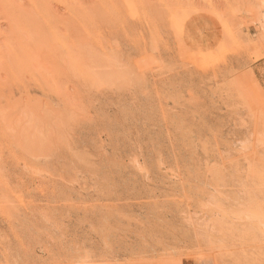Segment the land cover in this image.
<instances>
[{
  "label": "rangeland",
  "instance_id": "1",
  "mask_svg": "<svg viewBox=\"0 0 264 264\" xmlns=\"http://www.w3.org/2000/svg\"><path fill=\"white\" fill-rule=\"evenodd\" d=\"M239 7L206 14L204 43L206 26L219 41L226 33L218 13L243 21ZM165 13L156 39L140 15L127 20L130 42L102 26L127 75L84 88L77 109H49L32 89L46 99L34 128L56 134L27 149L29 169L20 156L0 160L7 197H20L0 214V264H264V59L250 47L261 32L181 49L183 15ZM189 51L208 58L195 64Z\"/></svg>",
  "mask_w": 264,
  "mask_h": 264
},
{
  "label": "bare ground",
  "instance_id": "2",
  "mask_svg": "<svg viewBox=\"0 0 264 264\" xmlns=\"http://www.w3.org/2000/svg\"><path fill=\"white\" fill-rule=\"evenodd\" d=\"M225 1L0 0V160L5 153L13 161L20 156L17 159L18 163L22 161V166L25 169H29L28 166L30 165H28L29 161H27L29 152L27 149H36L35 145L39 144L38 142L41 138H46V143H50V140L52 141L55 138L56 132L49 129L39 132L38 129L34 128L37 125L36 122L43 120L46 116V114H41L43 107L39 104L42 101H46V99L49 101V109L62 110L72 107L74 110L78 108L77 100L81 92L85 91L84 88L88 86L102 87L113 79H124L126 77V70H122L121 68L123 67L120 65L121 54H118V52L121 53V50L116 51L118 46L115 45L116 42H111L109 37L104 39L105 32H117L118 28H115V30L113 28L119 27L123 34L127 33L128 30L130 34L131 32L133 33L134 36L129 37L130 39L137 37L138 33L133 32L134 29L132 30L131 25L127 24V20L130 21L131 18H134V20L137 18L135 21L138 19L142 21L138 17L140 15L144 19L143 23L149 24L147 28L154 39L159 34L157 30L160 28L156 19L162 11L166 12V16H172V19L182 13L183 17L180 21H178L179 19L174 21L175 23L178 21V24H175V28L178 27V30L176 29V32H173L170 29L177 40L175 45L180 46L181 44L180 48H185L188 45L189 48H196L197 50L206 49L211 42L214 43L216 41L217 43L219 41L217 38L219 34L216 31H211L206 26V31L208 32L206 35H208V40L211 39V42L209 43L207 40L206 44L204 43L206 37L204 38L203 33H201L200 26L208 17L206 14L208 12L214 13L221 3ZM256 1L247 0L244 3L243 0H236L240 6L241 15L245 19L242 22L239 21V23L237 20L238 24H235L234 19L232 24L231 18L218 13V18H220L221 24L222 22L224 23L226 33L224 32L223 37L221 36L220 44L217 46L221 45V47H224L227 40L233 39L238 33L252 26L261 32V36L258 35L260 38L258 37L256 42L252 43L251 41L250 47H253L264 59V14L259 12V10H262L264 13V4H262L264 0L261 3L262 5L260 4L261 0ZM256 3L260 5L257 6ZM200 4L204 5V7L200 6ZM108 22L110 24L113 23V25H110V27H113L112 29L108 27L111 31L105 27L106 29H104L107 31L104 30L103 32V25L108 24ZM114 24L117 26H114ZM224 30L222 28V33ZM175 33H179L180 42ZM123 34L120 33V36ZM126 38H123V41L124 39L126 41ZM255 38L257 37L255 36ZM130 39L128 42H130ZM252 40L254 41V39ZM110 42L111 46H117V49L109 48L110 44L107 46V43ZM97 49L100 53L95 51ZM42 50L45 52V62L39 54ZM184 51L185 49L181 52ZM188 54H190V51L187 55L185 52L183 56L186 55L188 56L187 59H189ZM200 54H197V56L194 53L190 54L192 57L194 56L193 61H195V64H197L196 57H198L197 59L202 57L203 61L207 60L208 57L206 58ZM208 54L212 55L211 53ZM187 59L186 61H188ZM200 62L199 64L203 66L204 63ZM25 77L28 78L27 81L29 82H25ZM27 83H30L31 87H28L29 84L27 85ZM32 89H38L37 91H41L40 93L44 96L47 94L46 99H35L31 94L35 90ZM13 91L20 92V96L18 95L19 100L16 101L14 99ZM1 103L7 106L10 113L1 107ZM14 120L20 122L19 128L15 127L12 129L10 124ZM0 189L5 193V196L0 198V214H2V217L9 216L10 210L8 207L11 203H8L13 199L20 201V197L16 196L17 198L9 199L7 196L12 193L1 180ZM13 195L9 197L12 198ZM261 214L256 210L251 213V216L262 218L263 215L261 216Z\"/></svg>",
  "mask_w": 264,
  "mask_h": 264
}]
</instances>
